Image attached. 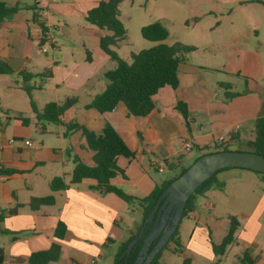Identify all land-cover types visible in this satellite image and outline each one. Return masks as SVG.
Masks as SVG:
<instances>
[{
	"label": "crops",
	"instance_id": "obj_1",
	"mask_svg": "<svg viewBox=\"0 0 264 264\" xmlns=\"http://www.w3.org/2000/svg\"><path fill=\"white\" fill-rule=\"evenodd\" d=\"M41 1L43 4L34 0H0L7 7H19L13 15L0 21V59L14 71L15 74L9 76L21 79L17 73L26 72L37 76L45 70L50 71L51 77L45 81L33 77L26 85L33 88L32 92H52L51 100L58 104H62L65 99L76 101L75 105L64 112L61 122L74 121L95 133H99L105 124L115 130L127 148L134 153L131 159L121 157L117 160L120 174L112 180V185L125 194L133 198H144L156 186L173 178L176 174L166 180L158 177L157 174L165 173V162L173 165L170 170H182L186 158L184 155L192 157V151L197 154L193 157L194 162L206 154L207 150L220 145L253 141L254 122L264 114V39L260 35L261 25L256 20L250 22L251 18L248 21L246 17L233 16L230 17L229 25L222 26L221 21L217 22L218 17L214 12L224 11L228 6L237 8L250 4L264 9V0H195L197 9L192 14V28L198 27L201 19L213 17L217 22L212 26L214 33L207 34L199 28L198 32H192L188 36L171 38L166 29L168 36L165 44L178 42L193 46L195 50L187 53L178 66L177 88L166 86L160 89L153 97L155 109L140 120L129 116L121 103L113 112L103 114L84 108L104 91L107 85L104 74L116 67V63L99 47L100 38L111 33L85 21L87 12L103 0ZM125 2L126 0L118 7L122 24L121 7ZM201 5L206 6V11L202 12L201 8L198 11ZM242 23L248 25L244 26ZM40 24L46 29L43 46L50 47L45 53L39 47L42 38ZM250 30H254L252 36ZM146 42L148 46L145 49L154 45ZM123 43L124 41L118 43L115 51L120 58L128 56L130 59V54L137 52L123 53ZM6 77L8 75H0V89H17L24 93L21 90L23 80L18 84ZM36 80L38 85L34 82ZM227 93L235 96L227 99ZM178 102L185 104L187 118L176 109ZM79 107L84 112L77 115ZM6 125L9 128L8 123ZM26 126L14 119L10 136L0 134L2 264H28L27 259L32 253L47 250L53 243L60 246V256L58 261L48 264H70L71 261L79 264H103L102 254L108 250V245L116 240L121 244L133 233L129 227H120L123 220L121 212L127 204L114 194L99 195L91 191L89 187L93 182L88 179L77 185H69L75 162L93 165L92 152L87 148L80 131L63 138L64 128L59 125L55 145L30 141L34 146L28 147L25 145L26 140L24 145L30 152H22L13 144L29 135V128ZM1 130L0 127V133ZM220 137L223 141L218 142ZM11 140L13 143H9ZM186 145L190 146L189 150H186ZM47 162L51 164L52 173L44 179L46 191L19 201L16 191L10 189L8 184L16 176L27 175L36 168H44ZM159 167H162V172L158 171ZM8 170L16 173L8 174ZM229 171L235 170H224L218 175L259 178L248 170H236L239 171L237 173L246 174H227L235 173ZM55 177L63 178L68 187L52 193L50 182ZM210 192L211 189L204 194ZM49 195L54 197L52 206H44L37 211L29 209L30 198ZM13 209L16 211L9 213ZM263 209L264 193L258 198L254 213L247 221H252L255 214ZM58 223L66 228L62 239L54 237ZM209 233L207 230L205 236L208 242ZM194 234L192 231L187 245L183 247L185 251H197L193 247ZM238 238L235 235L233 244L237 243ZM179 239L181 244L180 234ZM254 239L250 238L249 243L244 245L256 250ZM207 245L204 253L211 259L215 258L214 263L217 258L211 251V245ZM184 259L192 264L193 257L190 254H184Z\"/></svg>",
	"mask_w": 264,
	"mask_h": 264
},
{
	"label": "trees",
	"instance_id": "obj_2",
	"mask_svg": "<svg viewBox=\"0 0 264 264\" xmlns=\"http://www.w3.org/2000/svg\"><path fill=\"white\" fill-rule=\"evenodd\" d=\"M124 0H103L100 1L96 7L89 10L86 14L85 21L101 30L110 32V35L104 36L99 40L100 49L116 63V67L104 74L107 81V85L104 91L96 95L92 101L86 105L85 109H93L100 114L113 112L118 104H123L129 116L135 120H140L150 114L154 109L153 97L158 91L166 86L171 89H176L178 85V66L184 60V56L195 50L193 46H187L181 43H174L167 45L164 43L168 36L166 28L158 21H155L146 26L140 28L141 37L154 45L147 49H142L137 53L130 54V61H124L121 59L115 48L118 43L126 39V29L119 19V5ZM262 3V2H259ZM264 5V3H262ZM19 10L18 6L7 7L3 2H0V21L10 17ZM187 25L188 22H185ZM42 31V38L39 43V47H42L45 43V28L40 24ZM14 71L8 67L0 59V75H13ZM16 75L22 77L23 85L21 90L27 95L30 101L31 110L35 119V127L42 134L46 133V125L62 126L64 128L62 137L67 138L74 132H81L83 139L85 140L87 148L92 152V166H86L80 162H75L73 167L69 185H77L81 181L88 179L93 182L89 187L91 191L98 193L99 195L114 194L121 201L127 205H136L139 207L142 214V222L140 226L132 233L126 241L120 244L117 252L114 256L113 264H132L135 260L137 253L141 247V241L134 245L130 255L126 257L125 252L128 244L136 236L144 221L148 217L149 213L153 209L158 198L164 192L166 187L178 176H180L186 169L179 171L170 180L165 181L159 186H156L154 190L144 198H133L125 194L122 190L112 185V180L120 174V170L117 167V160L121 157L131 159L134 157V153L130 151L124 144L115 130L108 124H105L99 133H95L83 127L82 125L71 121L67 123L61 122V118L64 112L76 104L74 99H65L62 104L56 102H49L38 111L34 104L31 102L32 87L26 85L33 77H39L42 80H46L51 77L49 70L43 71L37 76H33L26 72H20ZM227 99H231L235 95L225 94ZM264 108V102H263ZM176 109L182 114L184 118H187L186 106L183 103L178 102ZM7 113V112H6ZM21 121L23 125H28L29 120L18 116L14 118ZM254 139L250 143L254 153L262 155L264 157V114L254 122ZM221 151H229L227 145H220ZM217 148V147H215ZM220 152L215 150L212 153ZM165 166L168 169L172 168V164L165 162ZM226 169L218 171L213 177L205 181L197 190L190 196L183 210V217H186L189 213L194 211V198L197 195H204L209 191L214 183L215 176ZM245 170V169H242ZM250 171V170H248ZM253 172V171H250ZM8 174L16 173L13 170H8ZM260 175L264 179V174L259 172H253ZM68 187L65 184L63 178L55 177L50 182V190L52 193L63 191ZM54 204V197L52 195L45 197H32L28 202V207L31 211H37L44 206H52ZM20 207V206H17ZM13 209L9 213H14ZM239 227V223L235 217H230L229 227L218 245H211V251L217 258L212 264H218L219 259L225 254L228 246L235 242V233ZM150 225L148 224L143 232V237L148 233ZM66 233V228L62 223H58L54 232V237L62 239ZM16 239V238H14ZM210 241V233L208 234ZM157 239L152 243L154 246ZM169 243L174 245L172 251L174 253L181 249L178 227L170 237L168 243L163 249L167 247ZM151 246V247H152ZM162 249V250H163ZM161 250V251H162ZM161 251L154 258L151 264L159 263ZM60 256V246L56 243L44 251L32 253L27 259L28 264H48L50 262L58 261ZM3 263V251L0 249V264ZM188 260L184 259L183 264H188ZM70 264H79L75 261H71ZM237 264H255V260L251 257L248 251L243 252L242 256L238 258ZM264 264V263H263Z\"/></svg>",
	"mask_w": 264,
	"mask_h": 264
},
{
	"label": "rangeland",
	"instance_id": "obj_3",
	"mask_svg": "<svg viewBox=\"0 0 264 264\" xmlns=\"http://www.w3.org/2000/svg\"><path fill=\"white\" fill-rule=\"evenodd\" d=\"M32 1V0H30ZM38 3L43 4L41 0H34ZM195 8L197 9L195 0H126L124 5L121 7V19L126 29V39L122 45V52H138L147 47V42L140 35V28L146 26L155 21H159L170 33L171 38H180L188 36L192 32H198L199 28L205 30L207 34L214 33L212 32V26L214 23L221 21L222 26H227L230 23V17L233 16H242L246 17V20L249 21H259L261 28V38L264 39V9L259 5H244L242 7H232L228 6L224 11L214 12L215 16L218 17L216 22L213 17L203 18L200 20V25L196 28L193 27V18L192 14L194 13ZM203 11H206V6L201 5L198 8ZM234 8V9H233ZM216 8H214V11ZM232 10V11H231ZM188 22V26L185 24ZM242 25H248V23H242ZM221 30V29H220ZM254 30H250L251 36L253 35ZM47 50H50L49 45L45 46ZM122 59L130 61L128 56ZM12 81H16L18 84L22 83V79L17 76H8ZM38 85V80L34 81ZM36 85V88L38 87ZM0 127L1 133L3 136L9 137L10 128L14 124V118L21 116L22 118H27L29 123L26 127L29 128V135L22 140H16L13 144L14 147H18L22 152H28L30 149L26 148L24 141H33L36 143H43L45 145H55L56 144V133L58 132V126L49 125L47 133L42 134L34 126L35 119L30 108V101L27 95L19 90L15 89H0ZM52 92L40 93L34 91L31 93V102L36 106L38 110L42 109L44 105L49 102H52ZM80 108V107H79ZM77 112L79 115L80 112H84L83 109H79ZM7 112V113H6ZM8 119V120H7ZM9 128L7 127V124ZM66 147L68 143H66ZM221 147L213 148L207 150V153H212L215 150L221 151ZM229 151L236 152H252L253 148L250 143L243 142L240 144H229L227 145ZM30 152V151H29ZM192 157H188V154H185L186 157L183 162V167L187 169L190 167L193 162V157L196 156V152L192 151L190 154ZM66 159V156H64ZM73 156L70 157V165H72ZM60 166V165H59ZM51 164L46 163V166L41 169H35L27 175H19L14 177L11 182L8 184L9 188L13 191H16L19 201H25L28 199L29 195L35 194L40 195L46 191L47 186L45 185L44 179L49 177L52 173ZM28 170V169H27ZM226 170H235L227 174H246V173H237L241 169H226ZM69 173V170H67ZM180 170H170L165 168L164 174H154L158 177L163 178L164 180L169 179L173 174H178ZM250 172V171H248ZM28 173L25 172V174ZM253 173V172H251ZM219 174V173H218ZM216 175L215 183L211 188V192L204 195H197L194 198V211L189 213L186 217L181 218L178 225V232L181 237L182 248L174 253L172 249L174 245L169 243L165 249L161 251L159 263L161 264H182L184 259V254H190L193 257L192 264H210L215 258H209L208 255L204 253V247L208 246L207 244L212 243L218 245L221 242V239L226 234L229 227L230 217H235L240 223L239 229L235 234L238 238V235L241 234V237L238 238L236 244H232L227 248L225 254L220 257L219 264H237L238 258L242 256L243 252L248 251L251 253L252 257L255 259V264H262L264 257V209L258 211L255 214V217L252 221H247L248 217L254 213V207L257 203L258 198L264 193V179L253 173L259 178L256 177H225L226 175ZM224 174V173H223ZM254 176V175H251ZM171 179V178H170ZM169 179V180H170ZM33 187V190H30V186ZM213 190V191H212ZM122 215V229H130L133 233L136 231L135 227H138L142 222V214L139 207L135 204L126 205L121 212ZM213 219V220H212ZM137 225V226H135ZM207 230L210 232V241L206 239ZM192 231H194V245L197 251L194 252L185 251L183 247L187 245L189 237L191 236ZM0 235V243H1ZM6 238V237H3ZM250 238H255L254 243L257 245L256 250H251V248L244 244L249 243ZM119 240L114 241L108 245V250L103 251L102 254V263L103 264H113L114 256L117 252ZM194 248V249H195ZM200 249V250H199ZM209 252L210 248L208 247Z\"/></svg>",
	"mask_w": 264,
	"mask_h": 264
},
{
	"label": "water",
	"instance_id": "obj_4",
	"mask_svg": "<svg viewBox=\"0 0 264 264\" xmlns=\"http://www.w3.org/2000/svg\"><path fill=\"white\" fill-rule=\"evenodd\" d=\"M223 169H245L264 174V157L254 152L220 151L207 153L197 158L166 187L139 233L128 244L126 257L130 255L134 245L141 241V247L132 264H151L178 227L190 196L205 181ZM148 224L149 231L143 237ZM156 239V244L152 246Z\"/></svg>",
	"mask_w": 264,
	"mask_h": 264
},
{
	"label": "built area",
	"instance_id": "obj_5",
	"mask_svg": "<svg viewBox=\"0 0 264 264\" xmlns=\"http://www.w3.org/2000/svg\"><path fill=\"white\" fill-rule=\"evenodd\" d=\"M41 51H42L43 53L46 52V48H45V46H42V47H41ZM221 141H223V138H222V137H220V138L218 139V142H221ZM9 143H13V141L11 140V141H9ZM25 145L28 146V147H32V146H34V144H33L32 142H30V141H26V142H25ZM212 145L214 146L215 144L213 143ZM185 148H186V150H189V149H190V146H189V145H186ZM158 171H159V172H162V167H159V168H158Z\"/></svg>",
	"mask_w": 264,
	"mask_h": 264
}]
</instances>
